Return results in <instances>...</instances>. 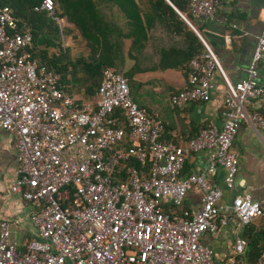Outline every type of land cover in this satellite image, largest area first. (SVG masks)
Instances as JSON below:
<instances>
[{"label":"built area","instance_id":"built-area-1","mask_svg":"<svg viewBox=\"0 0 264 264\" xmlns=\"http://www.w3.org/2000/svg\"><path fill=\"white\" fill-rule=\"evenodd\" d=\"M189 6L193 16L212 19L217 2ZM55 9L54 0L36 7L50 15ZM31 43L13 9L0 6V141L11 135L18 166L10 192L36 207L31 220L38 235L21 247L10 222L0 219V264H238L248 247L244 236L235 238L225 263L201 238L234 218L243 226L264 219L249 194L218 206L223 189L209 182L221 166L226 187H235L240 163L233 142L241 120L264 130V26L247 75L236 83L208 45L192 58L188 84L171 104L206 100L217 68L227 85L226 110L221 127H204L183 144L165 137L164 120L134 100L128 78L115 68H105L97 100L80 103L57 71L33 57ZM259 100L262 109L251 110ZM200 151L209 152L204 172L184 176L187 155ZM133 159L149 163L148 172L130 165ZM194 186L204 191L202 205L183 208ZM168 204L177 207L168 212ZM256 264H264V254Z\"/></svg>","mask_w":264,"mask_h":264},{"label":"crops","instance_id":"crops-1","mask_svg":"<svg viewBox=\"0 0 264 264\" xmlns=\"http://www.w3.org/2000/svg\"><path fill=\"white\" fill-rule=\"evenodd\" d=\"M96 6L90 14L93 21L103 20L102 33L107 37L105 51L111 55L122 46V54L116 63H106L124 74L131 87L134 100L150 112H156L166 125L168 140L186 142L195 137L204 127H221L225 119L227 85L219 69L213 73L215 87L204 101H193L182 106L171 104V95L185 88L191 71L189 52L200 44L193 39L183 21H176L170 14L160 16L155 8L158 0H92ZM180 17L201 39L205 47L212 49L228 78L236 83L247 75L258 36L264 26V0H216L214 18L188 16L180 11L171 0H167ZM62 12L61 8L59 9ZM189 12V11H188ZM187 12V13H188ZM164 17L175 26L169 27ZM62 30L60 51L72 56L88 57L91 48L80 29L66 16L59 17ZM188 20V21H187ZM99 34V30L95 32ZM79 43V44H78ZM119 45V47H117ZM52 49V52H56ZM112 53V54H111ZM119 69V70H118ZM259 82L264 86V60L259 66ZM81 73L72 80L87 85L90 81ZM68 91V90H67ZM70 92L80 103L95 102V91L89 93L84 87ZM262 109L259 100L250 109ZM11 135L3 133L0 141V219L11 224L12 238L21 247L36 238L37 230L31 215L36 207L20 195L10 192L18 162L10 143ZM233 149L239 158V172L235 187L228 189L224 178L226 171L219 166L209 177L212 187L223 189L218 206L229 205L235 195L249 194L264 208V130H255L246 120H241L233 142ZM209 152L189 153L183 168V175L203 173L208 163ZM204 191L194 186L187 194L183 208L197 210L202 205ZM264 231V219L257 218L250 225L243 226L238 218L223 226L216 235L205 233L202 242L213 248L216 261L225 263L233 255L234 240L239 235L253 236ZM249 246V245H248ZM248 248V247H247ZM248 252V250H247ZM246 254L239 257L246 258Z\"/></svg>","mask_w":264,"mask_h":264},{"label":"trees","instance_id":"trees-1","mask_svg":"<svg viewBox=\"0 0 264 264\" xmlns=\"http://www.w3.org/2000/svg\"><path fill=\"white\" fill-rule=\"evenodd\" d=\"M43 0H0V6H10L21 27H26L32 34V43L29 47L33 57L38 61L40 65H45L49 69L55 70L60 74L61 84L68 91L77 87H84L89 91L97 95V89L102 81L103 73L106 63H117L122 54V46L118 49V52L109 55L104 50L107 37L103 35L102 30L105 22L103 20L93 21L90 18V14L96 10L95 4L92 0H54L56 9L53 15H50L47 11H38L36 7L42 3ZM176 7L183 13H185L191 20L192 12L190 10V0H171ZM61 8L62 12L59 11ZM160 16H167L169 18L174 17L176 21L184 23L185 27L189 28L193 39L200 44V48H193L189 52V65L193 57L201 53H207V47L203 44L199 36L190 29L189 25L180 17L173 6L167 2V0H158L155 2V8ZM189 11V12H188ZM188 12V13H187ZM66 16L70 22H73L81 31L82 37L85 38L91 48L88 57L83 55L72 56V54L64 51H60L61 32L58 18ZM169 27L175 26L171 23V19L163 18ZM99 30V34H95ZM119 47V45L117 46ZM52 49H56V52H52ZM119 70V69H118ZM120 72V71H119ZM81 73L86 75V79L90 81V84H80L78 80H72L75 76H80ZM130 84V82H129ZM131 88V87H130ZM125 122V121H124ZM126 125V124H125ZM127 128V127H126ZM183 144L184 142H177ZM130 165L137 166L142 172L147 173L149 163L142 164L137 159H133L129 162ZM177 206L168 204L165 206L166 211H171ZM178 209V208H177ZM179 210V209H178ZM248 240V252L246 250V258L248 264H256L258 258L264 254V231H256L253 236L243 235Z\"/></svg>","mask_w":264,"mask_h":264},{"label":"rangeland","instance_id":"rangeland-1","mask_svg":"<svg viewBox=\"0 0 264 264\" xmlns=\"http://www.w3.org/2000/svg\"><path fill=\"white\" fill-rule=\"evenodd\" d=\"M58 21H60V19L58 18ZM60 32L62 33V30L60 29ZM79 44V43H78ZM248 260L243 258V259H240V264H248Z\"/></svg>","mask_w":264,"mask_h":264},{"label":"water","instance_id":"water-1","mask_svg":"<svg viewBox=\"0 0 264 264\" xmlns=\"http://www.w3.org/2000/svg\"><path fill=\"white\" fill-rule=\"evenodd\" d=\"M188 21V20H187Z\"/></svg>","mask_w":264,"mask_h":264}]
</instances>
